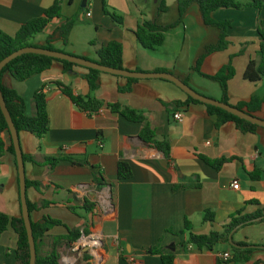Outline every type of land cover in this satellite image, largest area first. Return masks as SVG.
<instances>
[{
    "label": "crops",
    "instance_id": "1",
    "mask_svg": "<svg viewBox=\"0 0 264 264\" xmlns=\"http://www.w3.org/2000/svg\"><path fill=\"white\" fill-rule=\"evenodd\" d=\"M161 1L62 0L61 19L55 20L32 43L47 46L48 35L58 25L77 17L68 44L53 43L57 50L98 62V49L116 41L123 45L124 70L170 73L188 81L197 93L217 101L223 99V92L212 77L231 64L235 76L228 83L229 104L246 103L253 96L264 98V76L254 82L245 78L251 62L256 67L261 63L264 0L261 7L220 9L213 13L214 20L231 22L227 32L229 46L206 56L200 72L193 68L204 55L205 47L218 43L220 31L205 25L196 3L187 9L182 23L167 33L164 46L151 52L139 44L135 35L139 25L156 21L167 26L179 19V0H165L167 13L160 12ZM103 2L111 14L124 18L123 24L105 13ZM54 3L55 0H0V30L14 37L22 25L43 17ZM93 41L96 45L91 44ZM87 74L82 67L65 73L62 65L55 63L50 70L25 82L10 76L4 78V84L25 100L27 116L35 114L33 99L38 91L43 89L48 98L49 132L43 138L28 132L19 134L23 154L36 161L25 162L26 177L44 187L42 192L28 189V199L32 203H51L45 207V216L41 208L31 214V220L36 223L48 217L68 225L60 211L63 216L79 219L80 222L68 225L70 228H79L81 234H86L87 229V235L98 236L99 245L76 250L77 241L62 247L60 264H163L160 254L147 253L152 248L174 254L175 264H233L223 259L226 253L232 256L227 244H218L213 251H201L191 246L185 248L183 243L191 232H223L224 225L239 211L251 215L264 209V128L242 133L231 122L217 128V117L209 115L205 105L178 106L187 101L188 95L170 81L155 78L130 84L127 78L105 73L100 76V88L93 93L104 102V107L97 114H90L74 106L54 84L61 81L77 95L87 97ZM129 85L130 92L120 91ZM116 103L145 116L156 138L170 143V159L141 139L143 125L111 111L109 105ZM177 113L183 115L182 122L174 118ZM256 117L264 120V104ZM200 155L212 160H238L217 171ZM57 157L86 160L89 165L75 166L64 161L51 170L38 164ZM120 161L130 165L131 179L118 180ZM255 169L262 173L258 181L250 178ZM95 172L102 174V183L95 182ZM234 181H238L239 190L232 188ZM177 186L181 188L174 191ZM86 200L94 204L92 212L85 210ZM208 211L214 215L213 222L205 221ZM0 212L11 218L22 216L18 167L10 153L0 160ZM186 220L192 229L183 233ZM55 228L62 231L56 232ZM55 228L50 231L51 236L67 234L65 227ZM7 234L10 243L0 247V264H17L18 236L9 228L0 241ZM233 240L258 246L249 261L238 264H264V222L238 228Z\"/></svg>",
    "mask_w": 264,
    "mask_h": 264
},
{
    "label": "trees",
    "instance_id": "2",
    "mask_svg": "<svg viewBox=\"0 0 264 264\" xmlns=\"http://www.w3.org/2000/svg\"><path fill=\"white\" fill-rule=\"evenodd\" d=\"M104 3V11L106 14L110 15L111 18L118 24H123L124 18L116 13L111 14L107 10L106 2ZM196 3L201 9L203 16V21L207 27L217 28L220 31V38L217 44L208 45L205 47L204 55L198 60L196 67L193 70L200 72V66L206 56L224 51L229 46L228 38V29L231 27L230 21L218 22L213 19L212 15L215 11L220 9H244L248 7H261V0H249L247 3H241L236 0H179L178 1V12L179 19L171 25H160L156 21H148L139 25L136 29L135 35L137 40L142 48L147 51H156L160 47L164 46L167 33L176 28L182 23V19L187 9L191 4ZM62 0H55V3L48 8L43 17L30 20L26 24L22 25L20 30L14 37H11L0 30V62L11 54L27 48H43L52 51H58L65 53L63 51L57 50L54 46V42L61 41L64 44H68L70 34L77 22V17L68 18L66 21L58 25L47 38V46L39 47L32 43V40L39 34L45 33L49 26L55 21L59 20L62 17ZM161 13H167L169 8L166 5L165 0L161 1L160 8ZM264 39V35H262ZM92 45H96V42H91ZM71 55V54H70ZM74 56V55H73ZM99 61L97 63L107 66L117 70H124L122 67L123 64V45L119 42L112 41L109 42L106 46H102L98 49ZM261 63L256 67L254 62H251L245 72V78L250 81H258L261 79V76H264V41L262 40L261 49H260ZM84 59V58H83ZM55 63H60L63 67L65 73L71 72L74 68L79 67L73 63L56 60L50 57L35 55V54H26L22 55L11 63H9L2 71L0 75L1 90L7 105V108L11 114L14 125L20 134L21 132H28L38 138H43L49 132L50 119L47 110V94L44 93V90L41 89L38 91L33 99L35 106V114L33 116L26 115V103L23 97L13 88H10L4 84V78L10 76L18 82H25L33 76L42 74L50 70ZM86 69V68H84ZM88 74L86 75V80L89 85L90 95L87 97L77 95L74 90L65 85L61 81H57L54 84L58 90L67 97L70 102L79 108L82 111L88 112L90 114H97L104 107V102L96 99L93 96V93L96 92L101 86L100 76L101 72L96 70L86 69ZM158 72H163L159 70ZM235 76V71L231 64H228L220 70V72L212 77V79L219 82L221 90L223 92V99L221 102L229 104L228 97V83ZM130 84L136 83V79H127ZM184 83L188 85V81L184 80ZM132 89L131 85L127 88L121 89V92H130ZM189 103H198L205 105L209 115L217 117L216 127L220 128L226 123H234L236 128L242 133H255L259 126L254 125L250 122H247L233 114H230L223 109L203 104L199 101L194 100L188 96L185 103H178V106L188 105ZM264 104V98L259 96H253L249 102L239 103L235 107L241 111L253 115L256 117V114L262 110ZM111 111L115 114L120 115L125 120L138 123L143 125L140 137L153 149L163 153L167 159L171 157V145L168 141H159L156 138V134L151 126L148 124L147 119L140 112L131 109L130 107L123 106L120 103L109 105ZM8 137V140L7 138ZM10 153L15 158L16 153L14 145L11 139L10 131L6 119L2 113L0 107V160L6 154ZM207 165L213 169L219 171L230 162L238 160L237 158H222L212 160L205 156H199ZM25 162H34L33 157L24 155ZM68 161L75 166H87L89 165L88 161L75 160L73 158L67 157H57L49 158L42 163H38L42 166H47L49 169L54 170L61 162ZM261 171L255 169L250 173V178L252 181H258L261 179ZM133 176L131 167L128 163L120 161L118 163L117 177L118 180H129ZM95 182L102 183L104 181L102 174L99 172L94 173ZM35 188L37 191L42 192L43 184L41 182L29 181L27 179V189ZM181 187H175L174 191L179 190ZM50 202L41 200L40 203H32L28 199V206L30 214L35 211L40 210L50 206ZM85 210L87 212H92L94 204L90 203L88 200L85 201ZM214 215L212 212L208 211L205 215V221L213 222ZM264 222V209L259 210L254 214H244V211H239L231 217L228 223L223 227V232L213 231L208 235H196L192 232L190 233L189 239L183 243V247H193L197 250H208L213 251L218 244H227L232 250L231 259L228 260L230 263L238 264L249 261L252 253L255 251V248L258 246L249 245L247 243H234L242 248H236L231 245L229 237L234 232V230ZM65 227L67 229V234L59 236H51L50 231L55 227ZM33 235L36 243L37 249V261L36 264H60V249L64 246L69 247L73 243L77 242L81 237V230L79 228H70L68 225H65L60 220H55L52 218L45 217L41 221L34 223L32 221ZM9 228H12L18 236L17 242V264H30V247L28 243L27 231L25 228V223L23 217L11 218L8 215L0 212V236L5 233ZM192 225L186 220L185 221V230L191 231ZM85 233H89L88 230H85ZM48 238L53 239V244L50 250L44 255L40 254V246ZM245 247V248H244ZM248 247V248H247ZM148 254H160L163 264H175V255L174 254H165L161 252L158 248H152L147 251Z\"/></svg>",
    "mask_w": 264,
    "mask_h": 264
},
{
    "label": "water",
    "instance_id": "3",
    "mask_svg": "<svg viewBox=\"0 0 264 264\" xmlns=\"http://www.w3.org/2000/svg\"><path fill=\"white\" fill-rule=\"evenodd\" d=\"M26 54H35V55H42L46 57H50L56 60L60 61H66L73 63L79 67L90 69V70H96L101 73L105 74H111L119 77H124L127 79H136V80H143V79H163L166 81H170L174 83L176 86H178L180 89H182L188 96L193 98L196 101H199L206 105H211L220 109H223L224 111L233 114L234 116H237L247 122H250L254 125H257L261 128H264V120L255 117L253 115H250L246 113L245 111H241L235 107H232L231 105L225 104L221 101H217L208 97H205L199 93H197L195 90H193L189 85L184 83L181 79L178 77L170 74V73H143V72H134L129 70H117L113 69L107 66H103L97 62L90 61L87 59H83L81 57L73 56L67 53H62L58 51H52L48 49L43 48H35V47H27L24 49H21L10 56L6 57L0 62V75L1 71L13 60L16 58L26 55ZM0 107L2 110V113L6 119V122L9 127L11 139L14 145L15 153H16V161H17V167H18V173H19V185H20V199H21V207H22V217L25 223V228L27 231V237H28V243L30 247V264H36L37 261V249H36V243L33 235V227H32V220H31V214L29 211L28 206V196H27V177H26V170H25V161H24V154L21 148L20 144V138L19 133L14 125V122L12 120L11 114L7 108V105L5 103L2 90H1V82H0ZM237 230V229H236ZM234 230V231H236ZM234 233V232H233ZM233 233L230 235L229 240L232 246L236 248H242L241 246H238L234 243L233 240ZM245 248V247H244ZM248 248V247H247Z\"/></svg>",
    "mask_w": 264,
    "mask_h": 264
},
{
    "label": "rangeland",
    "instance_id": "4",
    "mask_svg": "<svg viewBox=\"0 0 264 264\" xmlns=\"http://www.w3.org/2000/svg\"><path fill=\"white\" fill-rule=\"evenodd\" d=\"M42 210H43L42 212H44L43 215L45 216V208L42 209ZM58 213H59L62 217L65 218V222H66L68 225H72L74 221H76L75 224L78 223V222H80L79 219H78L77 217H75V216H71V215H69V216H67V215L63 216L62 213H61L60 211H58ZM88 224H89V223H88ZM54 231H56V232H60V231H62V229H60V228H55ZM85 235L88 236L87 234H85ZM81 237H82V235H81ZM81 237L79 238V240L81 239ZM9 243H10V234H7V235H5V236L2 238V240L0 241V247L8 246ZM52 244H53V239H52V238L47 239V240H46V243L44 242L43 246H42L41 249H40V254H41V255H44L46 252H48V250L51 249ZM45 245H46V246H45Z\"/></svg>",
    "mask_w": 264,
    "mask_h": 264
},
{
    "label": "built area",
    "instance_id": "5",
    "mask_svg": "<svg viewBox=\"0 0 264 264\" xmlns=\"http://www.w3.org/2000/svg\"><path fill=\"white\" fill-rule=\"evenodd\" d=\"M88 16H90V14H88ZM174 118L178 121V122H182L183 121V115L181 114V113H177V114H175L174 115ZM239 187H240V185H239V183H238V181H234L233 183H232V188L234 189V190H239ZM93 237H95V235H88V236H86L84 233L82 234V237H81V239L80 240H78V242L76 243V245H75V249L76 250H80L81 248H87V247H89L90 245H88V244H82L81 243V240L82 239H93ZM223 259L225 260V261H228V260H230L231 259V256L229 255V254H224L223 255Z\"/></svg>",
    "mask_w": 264,
    "mask_h": 264
},
{
    "label": "bare ground",
    "instance_id": "6",
    "mask_svg": "<svg viewBox=\"0 0 264 264\" xmlns=\"http://www.w3.org/2000/svg\"><path fill=\"white\" fill-rule=\"evenodd\" d=\"M82 244H88L90 246H95V245H99V241H98V236L93 237V239H82L81 240Z\"/></svg>",
    "mask_w": 264,
    "mask_h": 264
}]
</instances>
